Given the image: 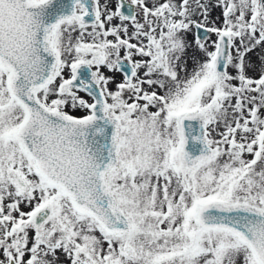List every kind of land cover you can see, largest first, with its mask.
<instances>
[{
    "label": "snow or ice",
    "instance_id": "6c2138e0",
    "mask_svg": "<svg viewBox=\"0 0 264 264\" xmlns=\"http://www.w3.org/2000/svg\"><path fill=\"white\" fill-rule=\"evenodd\" d=\"M0 264H264V0H0Z\"/></svg>",
    "mask_w": 264,
    "mask_h": 264
},
{
    "label": "rangeland",
    "instance_id": "374dc122",
    "mask_svg": "<svg viewBox=\"0 0 264 264\" xmlns=\"http://www.w3.org/2000/svg\"><path fill=\"white\" fill-rule=\"evenodd\" d=\"M101 2H103V0H101ZM219 13H220V9L219 8H217V9H214L213 11H212V13H211V18L212 19H215L216 18V16L217 15H219ZM212 39H215V36L213 35L212 36ZM250 75H252V73H250ZM86 99H87V97H85ZM76 115H79L80 113H75Z\"/></svg>",
    "mask_w": 264,
    "mask_h": 264
}]
</instances>
